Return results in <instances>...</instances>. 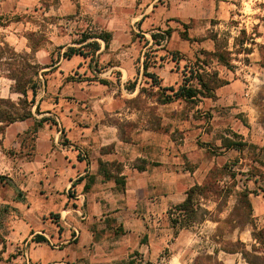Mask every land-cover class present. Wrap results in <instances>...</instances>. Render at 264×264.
<instances>
[{"label": "rangeland", "instance_id": "rangeland-1", "mask_svg": "<svg viewBox=\"0 0 264 264\" xmlns=\"http://www.w3.org/2000/svg\"><path fill=\"white\" fill-rule=\"evenodd\" d=\"M141 1L0 0V15L12 20L8 26L0 27V41L8 42L19 53H31L29 37L41 46L33 61L50 68L40 71H49L46 76H40L35 104L40 101L43 113L38 115L36 106L33 112L37 118L48 117L56 123L45 124L36 134L32 120L9 126L0 124V176L8 178L7 181L17 189L0 184V243H4V247L0 246L3 250L0 264H26L18 258L28 249L25 242L5 244L11 229L17 226L20 232H24L30 225L37 226L43 220H58L55 214L47 211L35 215L31 211L24 216L12 203L25 202L29 189L38 197L35 204L32 196L36 211L43 207L54 209L51 197L46 199L38 194L43 190L38 182L44 179L48 166L42 147V157L36 158L40 140L42 144L47 141L59 150L70 146L77 149L81 146L77 135L70 133L72 130L78 133L84 129L94 140L99 130L103 131L102 136L110 138L113 125L122 139L131 140L137 124L128 121L125 114L135 109L141 116L154 115L158 109L154 102L172 94L153 86L146 75L154 73L168 60L177 61L173 62L172 69L181 71L179 86L198 88L197 80L190 78L203 70L222 72L221 76L226 80V67L214 57L202 53L210 47L202 42L207 40L211 31L219 33V40L225 47L224 39L229 36L234 66L231 70L242 81L236 101L242 104L236 106L240 112L230 114L228 108L214 107L212 101L204 100L201 95L194 101L181 102L177 105V112L182 129L174 132V139L179 140L185 131L194 129L198 144L217 155L221 152L216 147L220 134L225 132L227 136L233 132L230 128L236 118L240 123L251 119L253 124L250 126L252 124L258 130L259 125L264 132V0H172L182 17L166 20L162 26H143L132 21V15L139 13ZM158 3L164 4L165 9L173 6L171 0H156ZM169 28V37L164 35V40L152 44L151 33L163 35ZM242 31L246 32L245 39L255 38V45L252 46L250 41L245 45L247 49L251 48L250 54L239 45L244 39ZM100 32L111 33L112 40L108 48L98 40L101 49L93 58L76 55L68 60L61 56L70 47L82 46L78 42L83 36ZM186 36L190 39L185 40ZM91 41L93 39L87 42ZM144 63L148 66L147 72L143 70ZM12 84L11 80L0 75V98L17 101L19 95L12 93ZM131 86L138 87L137 93L140 94L132 95ZM115 99L121 108L124 105L122 116L113 115L115 111L109 106ZM152 117V124L158 123L157 117ZM161 128L167 132L171 130L170 126ZM234 140L240 142V138ZM256 158L257 153L250 146L241 154L226 150L225 167L213 168L208 182L214 185L217 193L209 192L200 199L202 208L209 214L204 221L187 229L191 234L180 247L183 264H264V243L255 237L264 229V217H256L252 204L248 206L247 203V198L250 201L251 195L264 186V155L262 165L256 164ZM207 220L209 222H205ZM170 252L171 249L164 250L156 263L139 261L141 258L137 254L130 264H166ZM35 256L42 261H52L60 254L49 248L37 251Z\"/></svg>", "mask_w": 264, "mask_h": 264}, {"label": "crops", "instance_id": "crops-1", "mask_svg": "<svg viewBox=\"0 0 264 264\" xmlns=\"http://www.w3.org/2000/svg\"><path fill=\"white\" fill-rule=\"evenodd\" d=\"M171 4L172 7L165 9V5L156 4V0H142L139 13L132 15L131 19L143 26H162L166 20L182 17L174 1L171 0ZM206 43L210 47L204 51H214L213 41L207 38L202 44ZM173 62L168 60L154 70L158 84L152 82L153 86L165 91H170V88L176 91L180 87L181 71L172 69ZM226 69L227 83L215 90L214 98L204 97V100L212 101L214 107L228 108L231 114L238 112L236 106L241 102H236L237 92L240 93L242 81L231 69ZM221 75L222 72L218 74L219 78L224 80ZM129 91L134 96L140 94L136 86ZM195 99L175 98L166 104L157 99L154 105L158 109L154 115L141 116L135 109L131 110L125 114L128 121L137 124L131 140L122 139L115 125L110 138L102 136L103 131L99 130L94 140L84 129L78 130V133L72 130L70 133L77 135L75 137L81 146L77 149L70 146L59 150L47 141L42 144L40 140L36 158L42 157V147L48 166L44 179L38 182L43 189L38 194L46 199L51 197L54 209L43 207L36 211L32 196L35 204L38 197L29 189L25 202L12 203L24 216L31 211L33 215L47 211L55 214L58 220H43L37 226L30 225L24 232L16 226L9 231L5 244L25 242L28 249L18 258L26 264H130L137 254L141 258L139 261L156 263L166 249H171L166 264H183L180 247L191 233L182 229L176 235L169 211L186 199L190 188L204 185L214 167H225L226 150L241 154L244 148L253 147L257 153L255 162L261 165L264 155L263 129L254 122L259 128L257 130L251 119L240 123L236 118L230 128L233 132L227 136L225 132L220 134L216 147L221 152L217 155L198 144L194 129L185 131L179 140L174 139V132L182 129L177 105ZM109 106L115 111L113 115H123L121 110L124 105L121 108L118 100H112ZM152 116L157 117L158 123L152 124ZM161 126H170V132L163 131ZM235 138H240L243 145L239 149L226 147L224 141H235ZM108 147L111 148L109 151L106 150ZM140 166L142 170L138 169ZM118 178L124 184H118ZM251 196L254 215L264 217V186ZM38 235L43 236L46 242L34 241L33 238ZM1 245L4 247V243ZM49 248L57 251L60 257L42 261L35 256L37 251Z\"/></svg>", "mask_w": 264, "mask_h": 264}, {"label": "trees", "instance_id": "trees-1", "mask_svg": "<svg viewBox=\"0 0 264 264\" xmlns=\"http://www.w3.org/2000/svg\"><path fill=\"white\" fill-rule=\"evenodd\" d=\"M12 20L8 16L0 15V27L8 26ZM171 34V29H167L163 32V35L152 33V44H156L161 40H164L167 36ZM244 39L240 41V46L243 47V51L246 54L252 53L251 48L247 49L245 45L249 43L253 46L256 44L255 38L245 39L246 32L242 31ZM166 35V37L164 36ZM219 33L211 31L210 35L207 37L214 43V51L208 52L203 51L204 55H209L214 57L219 64L227 67L228 69H233L232 64V52L229 49V36H226V47L219 40ZM89 39H93L91 42H87ZM186 39L189 40L188 36ZM98 40H102L105 43V47L108 48L112 40V34L109 32H100L97 34H90L88 36H83L79 40L78 44L82 45L78 48L70 47L61 56L66 59H71L76 55H81L83 57L90 56L93 58L97 52L100 51L101 46ZM31 53H19L17 52L8 42L0 41V75L5 76L13 82L11 86L12 93L18 94L19 97L17 101H13L11 98L4 99L0 98V124L9 126L16 122H23L32 120L33 121V132L36 134L40 128H43L45 124H56L54 120L48 117L37 118L33 112V107L36 106V113L38 115L42 114L40 110V105L36 104L37 92L41 85L40 76H46L49 71L40 73L41 69H48L50 66H40L36 64L34 59V54L40 49V45L33 43L31 37H29ZM238 46V44H236ZM53 54V53H52ZM55 63V62H54ZM53 65V60H52ZM55 65V64H54ZM148 66L144 63V71L147 72ZM152 80L153 83L158 84V78L153 73L146 74ZM190 79H196L199 87L183 85L180 86L176 91L170 88L172 92L171 95L164 96L160 99L161 103H170L175 98L183 100H191L201 95L206 98H214L215 90L220 86L224 85L225 80L219 78L216 71L203 70L201 74L195 73ZM46 84V79L44 80V85ZM135 86H131L129 89L133 90ZM166 89V88H165ZM167 88L166 90H168ZM29 92H31V99H29ZM226 147L235 146L239 149L243 144L241 142H236L230 139L225 141ZM140 166L138 169L142 170ZM8 178L0 176V184H9L12 188L16 189L12 182L7 181ZM117 183L122 185L124 181L122 179H117ZM213 184H209L207 181L204 185H195L187 191L186 199L174 206L169 211L170 223L175 230L177 235L182 229H189L195 223L204 221L209 214V211L202 208L200 199H203L207 193H217L214 189ZM17 190V189H16ZM18 192V191H17ZM20 194V192H18ZM248 197V195H246ZM248 206L251 202L247 198ZM256 240L260 243H264V229L260 230L255 234ZM36 242H46L43 236H36L34 238Z\"/></svg>", "mask_w": 264, "mask_h": 264}]
</instances>
